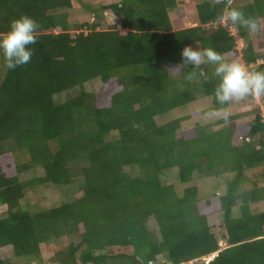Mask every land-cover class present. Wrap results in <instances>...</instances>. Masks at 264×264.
Masks as SVG:
<instances>
[{
    "label": "trees",
    "instance_id": "trees-1",
    "mask_svg": "<svg viewBox=\"0 0 264 264\" xmlns=\"http://www.w3.org/2000/svg\"><path fill=\"white\" fill-rule=\"evenodd\" d=\"M79 7L80 0H0V34L21 14L40 24L31 62L7 68L0 83V264H264L260 105L189 128L184 123L199 113L160 121L200 98H211L207 111L229 109L231 102L215 99L214 66H201L207 80L200 70L189 80L194 69L181 65V51L213 47L264 71L259 28L223 20L225 4L214 0L102 5L120 17L121 29L71 22ZM231 7L264 23V0H233ZM97 78L98 88L88 90ZM73 88L66 101H55ZM38 166L41 175L21 179ZM171 169L183 189L163 181ZM78 176L83 184L71 200L38 210L23 204L27 188L68 185ZM220 177L223 192L201 195L194 184ZM215 214L219 224L212 225Z\"/></svg>",
    "mask_w": 264,
    "mask_h": 264
},
{
    "label": "rangeland",
    "instance_id": "rangeland-1",
    "mask_svg": "<svg viewBox=\"0 0 264 264\" xmlns=\"http://www.w3.org/2000/svg\"><path fill=\"white\" fill-rule=\"evenodd\" d=\"M115 1H120V0H80V7L75 10L70 11V20L73 23H81V22H93L94 20H101V26H99L100 29L103 28H109V27H117L118 29H121V19L118 16H115L112 12L108 10H104V13L101 9L102 5L108 4L110 2H115ZM197 1H202V0H197ZM233 1V0H232ZM237 1V0H235ZM108 14V15H106ZM108 16V17H106ZM183 26H193V22L191 21H185ZM258 28H259V33L264 35V23L262 24L258 23ZM87 30V29H85ZM263 44H264V39H263ZM245 45L244 41L238 42V48L242 49L243 46ZM192 47H197L200 48L198 45L193 44L191 45ZM201 49V48H200ZM238 49V50H239ZM264 51V48H262ZM3 67V68H2ZM7 67L3 58V55L0 54V83L3 80V77L6 73ZM101 83V79L97 78L91 82L86 83V88L88 90H96L98 86ZM77 89H69L66 91H62L61 93H58L55 96V101L57 102H63L68 99V96L73 95L74 93H77ZM256 99V98H255ZM257 103L256 100L251 101L249 97L245 98V102H242V100H232L231 101V106L229 109H224V108H217L213 111H207L208 108L212 106L211 103V98H200L192 103L187 104L184 107L181 108H176L172 110L170 113L167 114V116H162L160 118V121H165L170 118L178 117L181 115H186V114H198L195 115L193 118L188 120L187 122L184 123L185 128H189L195 125L196 122L206 124L213 122L215 120H218L220 118H223V112L227 111L228 113H235L240 108L243 111H248L251 110L252 108H255L254 105ZM207 111L203 113V111ZM202 113V114H201ZM217 113V114H213ZM253 115H248L245 116L242 120L250 119L252 118ZM130 169V168H128ZM134 170V169H132ZM137 170V169H135ZM43 171V168L38 166L33 169H31L29 172L26 171L21 174V179L23 181H28L33 179L36 176L41 175ZM257 170H247V174L249 176H253L257 174ZM162 179L165 183L168 184H174L178 190L183 189L185 186L180 183L178 180V173L177 170L171 169L170 171H167L166 173L162 174ZM83 184V177L78 176L75 178V181L72 184L68 185H37L33 187H29L26 190V195L25 198L23 199V204L27 205L28 208L32 210H38V209H45L48 207H53L56 205H59L63 202H67L71 200L79 187ZM194 184L199 186L200 193L201 195H206L210 194L211 192L215 191H221L223 192L225 189V182L224 179L220 178H197ZM246 187H243L244 189ZM241 200H238L237 206L234 209L235 214H239V208H240ZM253 208L256 209V205H253ZM5 208L1 207L0 208V217L5 216ZM211 224L212 225H217L219 224V216L215 214L214 216H211ZM149 226L155 231V233L158 235V227L154 219L149 220ZM224 245V244H223ZM8 248H11L10 246ZM4 251V250H2ZM8 251V249H7ZM4 254V253H3ZM213 258V255H210L207 257V262ZM25 263V260H22ZM16 262H21L20 259H17ZM32 264H35L32 262Z\"/></svg>",
    "mask_w": 264,
    "mask_h": 264
},
{
    "label": "clouds",
    "instance_id": "clouds-1",
    "mask_svg": "<svg viewBox=\"0 0 264 264\" xmlns=\"http://www.w3.org/2000/svg\"><path fill=\"white\" fill-rule=\"evenodd\" d=\"M214 2L225 4L223 20L245 27L250 31L258 29V22L255 18L246 17L241 9L231 7L232 0H214ZM39 29V22L28 14H21L10 21L8 31L0 34V54L3 55L8 69L15 70L17 67L31 62L33 49L30 45L37 43ZM181 57V65H190L194 69L187 76L189 80L198 78L196 70H200L199 77L207 80L208 75L201 69V66H214L213 74L218 78L214 95L217 103L221 106L230 103L234 99L242 100L249 96H264V71L248 69L237 60H227L223 53L213 47L200 49L185 46L181 51ZM229 115L227 111L223 112L225 119ZM216 254L218 252L211 255L214 258ZM209 256H206V258Z\"/></svg>",
    "mask_w": 264,
    "mask_h": 264
},
{
    "label": "built area",
    "instance_id": "built-area-1",
    "mask_svg": "<svg viewBox=\"0 0 264 264\" xmlns=\"http://www.w3.org/2000/svg\"><path fill=\"white\" fill-rule=\"evenodd\" d=\"M244 65V64H243ZM245 67H246V65H244ZM256 99V101H257V104H259L260 105V107H261V111H262V115H263V117H264V102H263V99H262V97L261 96H259V97H255ZM203 260H207V258L206 257H203L202 258Z\"/></svg>",
    "mask_w": 264,
    "mask_h": 264
},
{
    "label": "water",
    "instance_id": "water-1",
    "mask_svg": "<svg viewBox=\"0 0 264 264\" xmlns=\"http://www.w3.org/2000/svg\"><path fill=\"white\" fill-rule=\"evenodd\" d=\"M216 255H218V254H216Z\"/></svg>",
    "mask_w": 264,
    "mask_h": 264
}]
</instances>
